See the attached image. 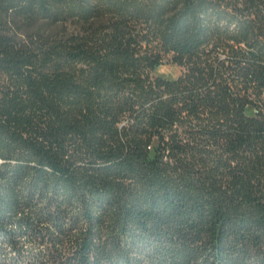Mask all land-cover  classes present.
I'll list each match as a JSON object with an SVG mask.
<instances>
[{"label":"trees","instance_id":"obj_1","mask_svg":"<svg viewBox=\"0 0 264 264\" xmlns=\"http://www.w3.org/2000/svg\"><path fill=\"white\" fill-rule=\"evenodd\" d=\"M10 218L37 264H264V0H0Z\"/></svg>","mask_w":264,"mask_h":264},{"label":"rangeland","instance_id":"obj_2","mask_svg":"<svg viewBox=\"0 0 264 264\" xmlns=\"http://www.w3.org/2000/svg\"><path fill=\"white\" fill-rule=\"evenodd\" d=\"M183 70L184 69L177 64H174L171 61H166L157 68L155 74L168 79H176L182 74ZM2 221L4 227L17 226V222L11 218L9 220L0 219V222ZM23 243L26 248L23 249L24 251L21 257L19 254V233L15 239H11L10 235L0 229V264H25L26 262L37 264V258L43 254V256L46 255L47 251H44L45 248L42 245L38 243L35 244L27 238L23 240Z\"/></svg>","mask_w":264,"mask_h":264}]
</instances>
